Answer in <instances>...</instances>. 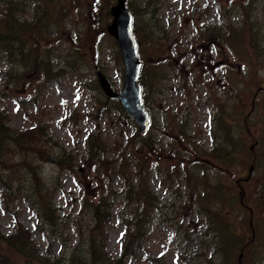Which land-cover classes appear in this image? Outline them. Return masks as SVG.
<instances>
[{"label":"rangeland","instance_id":"374dc122","mask_svg":"<svg viewBox=\"0 0 264 264\" xmlns=\"http://www.w3.org/2000/svg\"><path fill=\"white\" fill-rule=\"evenodd\" d=\"M128 1L140 55L151 64L143 91L151 118L145 134L97 85L99 71L114 90L124 85L121 55L106 29L116 0H27L20 15L27 41L20 43L32 54L23 60L0 44V112L13 132L36 129L41 156L26 163L48 192L45 201L38 198L32 178V194L22 163L24 177L13 182V194L0 188V233L10 236L22 226L32 234L30 251L40 258L35 264H66L80 232L92 225V207L102 201L113 215L106 225L110 262L120 258L129 231L137 245L124 264H219L235 240L247 242L232 260L264 264V208L248 203L261 200L258 189L264 197V134L247 156L255 164L254 179L240 187L224 176L236 184L251 167L240 162L228 174L210 155L216 148L233 158L240 144L244 154L255 141H245V130L237 138L239 128L264 129L262 104L249 112V96L246 108L239 105L242 115L227 113L246 75L256 72L264 83V61L250 70L251 56L241 47L235 56L219 41L228 28L244 26L239 4L251 1ZM249 7L253 33L263 41L264 2ZM4 10L0 3V33L7 30ZM245 110L249 115L241 122ZM51 156L61 157L62 167ZM9 158L2 162H22L27 155ZM141 181L150 194L146 200L137 194ZM230 218L243 220L245 235L233 230ZM12 264L22 262L15 257Z\"/></svg>","mask_w":264,"mask_h":264},{"label":"trees","instance_id":"16d2710c","mask_svg":"<svg viewBox=\"0 0 264 264\" xmlns=\"http://www.w3.org/2000/svg\"><path fill=\"white\" fill-rule=\"evenodd\" d=\"M249 1L253 3L254 0ZM256 1L264 2V0ZM0 3L5 8L4 13L2 14L1 21H3L5 28L7 29L5 30V32L0 33V44H6L5 48L7 49L9 55L18 57L19 54L17 52L19 51L21 53V56H23V60H25V58L29 57L32 54L30 50H26L25 52L24 48L21 47L20 43H24L25 41H27L26 36H22L23 22L20 21V15H22L26 10L27 0H0ZM251 3L243 2L242 4H239V6L242 7V10H244V26L240 29L232 27L228 28L226 38H221L220 40L218 38V40L220 41V43H224L225 41V44L229 46L230 50L235 56H237L236 52L238 47H241L246 55L251 56L252 66H250V70H253L254 65H258L259 67L264 61V46H262V42L264 40L262 41L259 36H256V34L253 33L256 24L252 22L249 18V6L251 5ZM132 12L134 14V11ZM214 33L219 34L218 31L212 30L213 35ZM26 35L30 36V34L28 33H26ZM35 37L39 38V36ZM150 65L151 64L146 63V61L143 59L140 83L142 85V88L145 90L148 89V76L150 75ZM15 78L16 74L14 76V79ZM240 84L242 86H240ZM240 84L237 86V90L240 93L235 97L236 101L230 107V110L227 113L231 116V112L235 111L237 113L235 118H238L240 115H242V109H240L239 105L241 103H244V108L247 107L245 106L246 102L244 101V97L247 96H249V98L252 100L251 104L254 103L249 112L255 111L257 104H262V108L264 109V83L260 76H258L256 72L250 75H246V82H242ZM114 104H116L119 110H121V106L118 101H114ZM261 111L262 115L264 116V111ZM249 112H246V110L244 111L246 115L243 116L241 122L247 118ZM236 120L237 119H234L233 123H238ZM248 122L251 123L250 120H248ZM240 129L242 130V133H244V130L246 131V142L255 141L257 145H262V142L258 139L264 134V129L261 130V128L258 127L257 124L247 126V128L245 126V129ZM255 129H257V131H255ZM34 130L31 129L22 132H13V130L6 126L5 117L0 112V188H6L8 193L13 194V182L15 180L19 181L24 177V175H27L26 177L28 178V180L31 181V184L33 185L32 194L34 192L35 186L32 181L33 178V180L36 182V194L38 195V198L45 201L46 194H48V192L42 191L41 185L39 184V180L37 177L38 175L35 174V171L37 173V170L34 169V167L31 166L30 163H26L30 160L32 155L41 156V152L39 151L41 145L38 141H36V133L34 132ZM236 136L237 138H239L238 134H236ZM219 152L220 149H215L211 153V155L214 157L215 162L220 164L223 156H221ZM244 154V159L242 160L240 157V150H235V157L230 160L229 164L237 163V161H244L246 165L250 162L247 157L248 151L245 150ZM17 155L23 158H25V156L27 155V158L22 162H2L4 156H9V159L13 160L16 159ZM58 158H60V160L62 159L61 157ZM60 160L55 161L59 163L62 167L63 162ZM22 163L25 165V168L23 169L26 174L20 177L19 175H21V172L23 173ZM32 172L35 174L34 176L32 175ZM257 186L260 187L258 185V182ZM259 192L261 193V196H263V192H261L260 189ZM137 194L143 196V200H146L147 197L150 195L143 181H141L139 185ZM210 201H212L211 198ZM50 205L51 204L48 202L49 212L51 211ZM110 212L111 211L106 208V205L102 201H98L94 204V207H92L91 209L93 223L91 226H89L87 230L80 232V242L76 249L70 254V258L67 260L66 264H124L125 259L130 254H132L134 249L136 248L137 242L132 240L131 236L133 235L131 234V232L129 233L128 231V236L126 237L124 242V250L122 256L118 260L110 262L107 253L108 238L106 235V225L108 224V222L111 221V219H113V216L111 215L112 213ZM220 229L221 231H223V235L227 236L226 226L224 222L221 225ZM240 230L242 231V234H244L246 231L243 228H241ZM137 231L140 232L139 227ZM224 241L226 242L225 239ZM33 247L34 244L31 242L30 233L25 230L22 226L17 229L16 233L10 236H5L4 234L0 233V264H12V258L15 257L20 258L22 264H35L36 261H40V258L38 257L37 253L34 255L30 251ZM238 249L239 248L236 246H232L230 249H228V254L227 256L225 255L226 260L223 259L224 262H221L219 264H237V262L232 260V258L233 255L237 253ZM5 255L6 257L3 258ZM7 256L10 257V261H8ZM237 257L238 254H236V258Z\"/></svg>","mask_w":264,"mask_h":264},{"label":"water","instance_id":"95a60500","mask_svg":"<svg viewBox=\"0 0 264 264\" xmlns=\"http://www.w3.org/2000/svg\"><path fill=\"white\" fill-rule=\"evenodd\" d=\"M111 14L113 21L108 26V31L115 38L123 55L125 86L122 93L114 92L102 73L98 74L99 82L107 96L121 101L125 112L138 124L140 131L144 132L150 119L141 105V87L138 83L141 60L133 37L132 14L127 9V0H117V5L112 7Z\"/></svg>","mask_w":264,"mask_h":264}]
</instances>
